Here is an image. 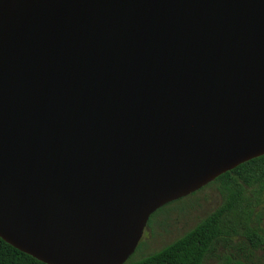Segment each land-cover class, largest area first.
I'll return each instance as SVG.
<instances>
[{
    "label": "water",
    "instance_id": "95a60500",
    "mask_svg": "<svg viewBox=\"0 0 264 264\" xmlns=\"http://www.w3.org/2000/svg\"><path fill=\"white\" fill-rule=\"evenodd\" d=\"M264 156V0H0V239L125 264L150 217Z\"/></svg>",
    "mask_w": 264,
    "mask_h": 264
},
{
    "label": "trees",
    "instance_id": "16d2710c",
    "mask_svg": "<svg viewBox=\"0 0 264 264\" xmlns=\"http://www.w3.org/2000/svg\"><path fill=\"white\" fill-rule=\"evenodd\" d=\"M220 184L222 203L194 228L162 249L125 264H204L213 246L245 230L256 247L258 232L249 222L264 197V156L246 162L210 184ZM209 184V185H210ZM203 189V188H202ZM0 264H43L0 239Z\"/></svg>",
    "mask_w": 264,
    "mask_h": 264
},
{
    "label": "rangeland",
    "instance_id": "374dc122",
    "mask_svg": "<svg viewBox=\"0 0 264 264\" xmlns=\"http://www.w3.org/2000/svg\"><path fill=\"white\" fill-rule=\"evenodd\" d=\"M221 203L220 184L214 183L163 206L150 217L129 261H139L180 238ZM262 224H264V197L263 203L255 210L248 227L259 231ZM252 246V241L245 234V230H240L236 237L216 242L204 264H243V262L259 264L262 255Z\"/></svg>",
    "mask_w": 264,
    "mask_h": 264
},
{
    "label": "flooded vegetation",
    "instance_id": "af4514ba",
    "mask_svg": "<svg viewBox=\"0 0 264 264\" xmlns=\"http://www.w3.org/2000/svg\"><path fill=\"white\" fill-rule=\"evenodd\" d=\"M257 232H258V234H257L258 235V241H260V243L256 247H254V246H252V247L256 248L255 250L260 255H262V261L259 264H264V224H262V226L260 227L259 231H257ZM243 264H247V263L243 262Z\"/></svg>",
    "mask_w": 264,
    "mask_h": 264
}]
</instances>
